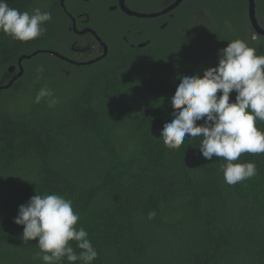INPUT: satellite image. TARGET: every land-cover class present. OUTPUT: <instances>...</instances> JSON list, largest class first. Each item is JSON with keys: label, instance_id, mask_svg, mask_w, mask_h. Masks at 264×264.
Wrapping results in <instances>:
<instances>
[{"label": "trees", "instance_id": "16d2710c", "mask_svg": "<svg viewBox=\"0 0 264 264\" xmlns=\"http://www.w3.org/2000/svg\"><path fill=\"white\" fill-rule=\"evenodd\" d=\"M175 1L143 0L137 12H160ZM94 2L8 0L21 12H50L52 20L32 41L0 32V87L12 81L9 69L18 71L21 57L39 52L23 60L22 77L0 89V264H44L36 242H23V226L13 222L36 194L72 201L76 227L98 252L93 264H264V154H241L236 163H255L257 174L228 185L223 159L199 153L201 138L186 136L177 150L157 139L172 119L180 77L217 66L218 51L234 39L264 54L249 0H184L151 19L112 13L107 26L88 8ZM255 2L264 29V0ZM79 7L109 46L91 65L50 53L72 59ZM42 87L59 100L55 107L34 103ZM256 126L264 132V121Z\"/></svg>", "mask_w": 264, "mask_h": 264}, {"label": "clouds", "instance_id": "9594fccd", "mask_svg": "<svg viewBox=\"0 0 264 264\" xmlns=\"http://www.w3.org/2000/svg\"><path fill=\"white\" fill-rule=\"evenodd\" d=\"M51 20L50 12L39 8L21 12L9 7L8 0H0V32L13 40L27 42L41 37ZM36 71L42 74L45 69L40 66ZM233 92L236 95L230 102ZM41 101L50 108L59 103L48 87L37 92L34 103ZM170 105L172 119L157 138L167 149H179L186 136L199 137L197 149L202 158L223 159L220 168L228 185L257 174L255 163L236 161L243 153L264 154V132L256 126L257 120L264 121V54L257 55L245 40L228 42L218 51L217 66L205 69L202 76L180 77ZM154 216L155 212L149 213V219ZM79 219L71 200L57 194H36L19 206L13 222L23 226V242H36L40 250L37 258L44 264H61L65 259L69 264H93L98 252L87 231L76 227ZM73 241L79 252L70 243Z\"/></svg>", "mask_w": 264, "mask_h": 264}, {"label": "flooded vegetation", "instance_id": "af4514ba", "mask_svg": "<svg viewBox=\"0 0 264 264\" xmlns=\"http://www.w3.org/2000/svg\"><path fill=\"white\" fill-rule=\"evenodd\" d=\"M142 1L143 0H126L125 4L127 8L137 12V8H138L137 5H140ZM85 3H93V0L85 1ZM88 8L92 12H94L97 20L102 21L104 26L105 25L107 26V24L110 25V19L112 13L125 14L124 11L121 9L120 0H95L94 4L90 5ZM79 10L80 13L77 15V18L76 19L72 18L73 27L71 28V31L74 33L75 37L73 38L72 43H70L68 49L69 56L72 59H70L69 57L66 58L69 61L72 60L77 63H86L96 60L97 58L101 57L104 54L105 50L102 43L105 42L98 35L97 31L89 26V22L92 18V16L89 14V11L88 10L84 11L83 8L80 7ZM92 32H94L99 38H101V41H99L96 38V35H94ZM124 40L127 41L126 38H124ZM105 44L107 45V43ZM107 48L109 53L108 45ZM17 73L18 71L16 70L13 73V75L15 76Z\"/></svg>", "mask_w": 264, "mask_h": 264}, {"label": "water", "instance_id": "95a60500", "mask_svg": "<svg viewBox=\"0 0 264 264\" xmlns=\"http://www.w3.org/2000/svg\"><path fill=\"white\" fill-rule=\"evenodd\" d=\"M64 1L62 0V5H64ZM85 1H89V0H85ZM126 0H120V6L121 9L124 11L125 14H127L128 16L131 17H137V18H141V19H151V18H158L160 16L166 15L172 11H174L176 8H178L183 2L184 0H176L174 3H172L171 5H169L168 7H166L164 10L160 11V12H156V13H152V14H144V13H138L136 11L130 10L129 8H127L126 4H125ZM249 18L252 24L253 29L256 31V33L258 35L264 36V29L260 26L258 19H257V14H256V2L255 0H249ZM94 35H96L94 32H92ZM96 38L101 41V38H99L96 35ZM103 47H104V54L97 58L96 60L90 61V62H86V63H77L74 61H69L66 57L61 56L60 54L56 53V52H50L52 55L58 56L61 59L65 60V61H69L72 64L75 65H91L97 61H100L101 59L105 58L107 56L108 53V48L107 45L105 43H102ZM146 44H141L139 45V47H145ZM44 52H49V51H44ZM39 52H35L33 55L31 56H23L20 58L19 62H18V73L14 76V78L12 79V81L4 86V87H0V89H8L10 88L13 83L20 77L23 76L24 74V68H23V60L24 59H30L32 56H36ZM10 73H14L17 70L16 66L11 67L10 69Z\"/></svg>", "mask_w": 264, "mask_h": 264}]
</instances>
